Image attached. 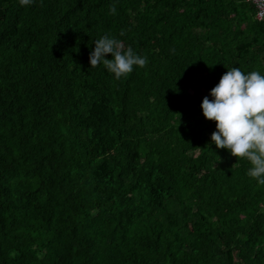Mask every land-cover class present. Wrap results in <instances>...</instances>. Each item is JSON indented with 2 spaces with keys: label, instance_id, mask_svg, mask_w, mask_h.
<instances>
[{
  "label": "trees",
  "instance_id": "trees-1",
  "mask_svg": "<svg viewBox=\"0 0 264 264\" xmlns=\"http://www.w3.org/2000/svg\"><path fill=\"white\" fill-rule=\"evenodd\" d=\"M257 15L249 0H0V264H264V185L201 108L228 68L264 74ZM105 34L147 65L92 68Z\"/></svg>",
  "mask_w": 264,
  "mask_h": 264
},
{
  "label": "clouds",
  "instance_id": "clouds-1",
  "mask_svg": "<svg viewBox=\"0 0 264 264\" xmlns=\"http://www.w3.org/2000/svg\"><path fill=\"white\" fill-rule=\"evenodd\" d=\"M33 2L19 0L22 6ZM110 11L116 13L114 5ZM94 45L90 65H103L117 80L133 72L134 67L143 68L148 63L146 56L131 46L125 48L114 36L105 34L94 40ZM108 54L111 59L106 58ZM210 96L203 98L201 108L206 119L216 122L211 142L237 157L238 162L245 159L249 163L247 175L264 185V74L255 70L245 73L236 66L228 68L210 90Z\"/></svg>",
  "mask_w": 264,
  "mask_h": 264
},
{
  "label": "built area",
  "instance_id": "built-area-1",
  "mask_svg": "<svg viewBox=\"0 0 264 264\" xmlns=\"http://www.w3.org/2000/svg\"><path fill=\"white\" fill-rule=\"evenodd\" d=\"M254 2L258 8V15L259 19H264V0H249Z\"/></svg>",
  "mask_w": 264,
  "mask_h": 264
},
{
  "label": "rangeland",
  "instance_id": "rangeland-1",
  "mask_svg": "<svg viewBox=\"0 0 264 264\" xmlns=\"http://www.w3.org/2000/svg\"><path fill=\"white\" fill-rule=\"evenodd\" d=\"M198 98V97H197Z\"/></svg>",
  "mask_w": 264,
  "mask_h": 264
}]
</instances>
